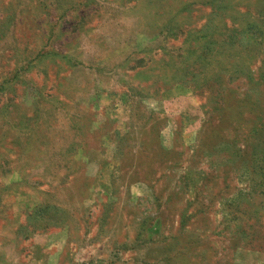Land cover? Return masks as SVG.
I'll return each mask as SVG.
<instances>
[{"label": "rangeland", "instance_id": "obj_1", "mask_svg": "<svg viewBox=\"0 0 264 264\" xmlns=\"http://www.w3.org/2000/svg\"><path fill=\"white\" fill-rule=\"evenodd\" d=\"M0 264H264V0H0Z\"/></svg>", "mask_w": 264, "mask_h": 264}]
</instances>
